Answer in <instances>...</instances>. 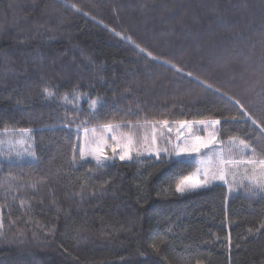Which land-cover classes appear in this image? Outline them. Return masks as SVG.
I'll list each match as a JSON object with an SVG mask.
<instances>
[{
	"label": "trees",
	"instance_id": "1",
	"mask_svg": "<svg viewBox=\"0 0 264 264\" xmlns=\"http://www.w3.org/2000/svg\"><path fill=\"white\" fill-rule=\"evenodd\" d=\"M216 119L264 159V0H0V139L35 153L0 155V264H264V192L181 195L197 166L173 151L80 156L105 124Z\"/></svg>",
	"mask_w": 264,
	"mask_h": 264
},
{
	"label": "rangeland",
	"instance_id": "2",
	"mask_svg": "<svg viewBox=\"0 0 264 264\" xmlns=\"http://www.w3.org/2000/svg\"><path fill=\"white\" fill-rule=\"evenodd\" d=\"M201 121V120H199ZM199 121H186L187 124L181 126L178 122L185 121H176L169 122L167 126L162 123H149L141 127V138L137 140L133 136L134 143L132 145L131 155L132 158L136 155L148 154L155 155V149L167 148L168 153L171 151L174 152L175 156L184 160L192 161L196 164L195 171L186 179H196L203 178V170L206 167L214 166L218 163L219 154L223 155L228 159L238 160V161H247L250 159L260 160L251 155V152L247 149L241 151V145L238 141L241 139L236 138L234 142H229V139L222 140L219 136V125H201ZM210 122L213 120H204ZM170 129V130H169ZM121 127L114 128L112 132L106 130H96L84 131L81 134V151L85 152L84 159H93L95 149L97 148L98 141L102 138L103 143L99 144V147L103 148L104 155L112 158L107 160L105 163L112 160L118 159V156L123 153V146L127 143V136L129 133L122 132ZM33 130H15L8 131L3 134L0 139V155L9 156L13 160H23L25 158L32 157L33 153V142L31 132ZM216 133L217 140L215 143L210 144L207 148L202 149L199 153L192 154H182L177 156L173 150V146L177 143H181L183 140L187 139L192 142H195L197 138L200 140H207L209 133ZM131 135V134H130ZM115 137L113 139L112 137ZM153 137H155V143H153ZM179 137V140L177 139ZM115 147V153L112 151V148ZM164 152H161L163 154ZM119 160V159H118ZM95 161V160H94ZM129 161V160H125ZM203 162L201 164L200 162ZM198 169L200 171L198 172ZM233 173H235V179H233ZM256 175L259 174V168L256 169ZM253 175L251 171V165H245L243 163L237 164L235 168L228 166V174L225 177V180L215 179L211 182L210 186L218 183L225 184L232 190L245 187L248 190H251L248 185L249 181L247 177ZM185 180V179H184ZM199 190V189H198ZM253 191V190H251ZM264 192V191H262ZM0 221H2V212L0 210ZM1 223V222H0Z\"/></svg>",
	"mask_w": 264,
	"mask_h": 264
},
{
	"label": "snow or ice",
	"instance_id": "3",
	"mask_svg": "<svg viewBox=\"0 0 264 264\" xmlns=\"http://www.w3.org/2000/svg\"><path fill=\"white\" fill-rule=\"evenodd\" d=\"M116 34L120 35V33H116ZM125 39H129V38L125 37ZM137 47L139 48L138 45H137ZM140 51H144V50L140 49ZM147 55L152 56V54L150 52L147 53ZM172 67L175 68V65H172ZM176 70L179 71V69H176ZM188 75H191V73H188ZM201 83H204V82H201ZM205 86L209 89L212 87L211 85H205ZM43 95L46 97H53V96H55V92L53 91V88L45 87L43 89ZM79 99H80L79 94L73 95L71 97H69L68 94H65L63 96V100L69 101V102H75V101H78ZM98 103L102 104L103 101H101L99 99H91L89 101L90 109L95 110ZM235 103L237 105H239L240 108L243 110V105H240L239 101H235ZM244 115L248 118V120L252 124H254V125L256 124V121L254 119H252V116L250 114H248L247 112H244ZM232 119H235V117H233ZM159 123H162L165 126H167L169 124V122L167 120L160 121ZM178 123L181 124V126H183L184 124H187L186 121L185 122H178ZM198 123L201 125H205V124L219 125L221 123V121L219 119H216V120H213L210 122H206L204 120H201ZM114 128H119V125L105 124L102 126V130H106L108 132H112ZM112 138L115 139L114 136ZM177 139L179 140V137ZM216 140H217V135H216V133L213 132V133H209L207 140H200L199 138H197L195 142H192L190 140L185 139L181 143L175 144L173 146V150L175 151L177 156H180L182 154H189L190 155L192 153H199L202 149L207 148L210 144L215 143ZM235 140H236L235 137L229 138L230 145ZM96 143L98 144V146L95 149L94 153H91V154L93 155V159L95 160L97 166L98 167H104L105 162L109 159H112V158L105 156L104 152H103V148L99 147V144L103 143L102 138H100L98 141H96ZM133 143H134L133 136L129 134L127 136V143L123 146V153L118 156V159L120 161L132 160V155L130 153L132 150ZM153 143H155V137H153ZM238 143H239V145L242 146L241 151L247 149L251 152V155L253 157L256 156L257 153H256L255 147H250V145L245 140H242V139L239 140ZM112 151L115 153V151H116L115 147L112 148ZM161 152L168 154V149L167 148H163V149L156 148L155 149V156L158 158L160 156ZM32 155L34 156L35 153H32ZM80 156H81V159H84L85 158V152L81 151ZM200 163L203 164L202 161ZM240 163H243L245 165H251V171L253 172V175H251L250 177H247L249 183L246 186L249 187L253 191H264V159H260L258 161L254 160V159H250L247 161H238V160L228 159L223 155V153H221V154H219V160H218V163L216 165L206 167L203 170V178L202 179L198 177L196 179L189 178V179L182 180L180 183L176 184L175 192L183 195L185 193L194 192L198 189L207 188L210 186L211 182L215 179L225 180V177L228 174V166L230 165L233 168H235V166L237 164H240ZM257 167L259 168V174L258 175L255 174ZM199 171H200V169H198V172ZM233 179H235V173H233ZM261 227H264V225H262ZM169 231H171L170 228H169ZM151 247L154 250H157V251L159 250L157 243H152Z\"/></svg>",
	"mask_w": 264,
	"mask_h": 264
}]
</instances>
